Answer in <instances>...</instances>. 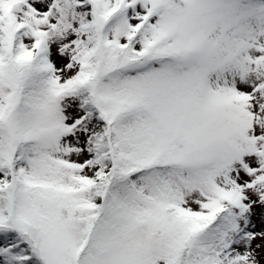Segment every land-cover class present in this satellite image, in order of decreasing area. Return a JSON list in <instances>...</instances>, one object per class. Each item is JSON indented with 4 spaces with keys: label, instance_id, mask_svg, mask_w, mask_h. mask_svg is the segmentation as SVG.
I'll return each instance as SVG.
<instances>
[{
    "label": "snow or ice",
    "instance_id": "6c2138e0",
    "mask_svg": "<svg viewBox=\"0 0 264 264\" xmlns=\"http://www.w3.org/2000/svg\"><path fill=\"white\" fill-rule=\"evenodd\" d=\"M0 264H264V0H0Z\"/></svg>",
    "mask_w": 264,
    "mask_h": 264
}]
</instances>
